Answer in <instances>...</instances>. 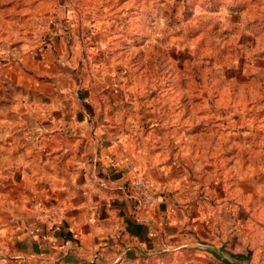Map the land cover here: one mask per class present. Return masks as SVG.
Here are the masks:
<instances>
[{
	"label": "rangeland",
	"instance_id": "rangeland-1",
	"mask_svg": "<svg viewBox=\"0 0 264 264\" xmlns=\"http://www.w3.org/2000/svg\"><path fill=\"white\" fill-rule=\"evenodd\" d=\"M36 30L43 46L59 32L74 38L93 63L80 92L111 120H147L176 174L212 190L222 183L237 202L262 196L264 0H0V67ZM23 112L0 103V264L16 255L20 229L49 221L38 128ZM22 256L18 264H38Z\"/></svg>",
	"mask_w": 264,
	"mask_h": 264
},
{
	"label": "crops",
	"instance_id": "crops-1",
	"mask_svg": "<svg viewBox=\"0 0 264 264\" xmlns=\"http://www.w3.org/2000/svg\"><path fill=\"white\" fill-rule=\"evenodd\" d=\"M73 39L59 32L43 46L36 30L5 46L0 103L35 120L50 204L48 222L39 216L14 236L8 263L22 254L38 264H264V189L237 202L222 183L212 190L176 174L147 120H111L80 92L93 63Z\"/></svg>",
	"mask_w": 264,
	"mask_h": 264
}]
</instances>
